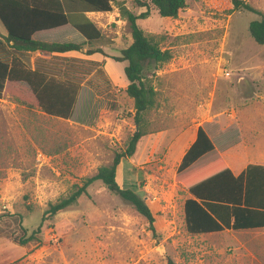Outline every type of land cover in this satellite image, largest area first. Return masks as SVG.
Segmentation results:
<instances>
[{"label": "rangeland", "instance_id": "rangeland-1", "mask_svg": "<svg viewBox=\"0 0 264 264\" xmlns=\"http://www.w3.org/2000/svg\"><path fill=\"white\" fill-rule=\"evenodd\" d=\"M186 1L187 7L175 17L152 10L137 19L145 34L160 37L171 58L150 69L156 104L144 113L149 133L116 170L118 184L136 191L150 206L155 234L128 201L97 179L87 186V194L45 222L41 245L13 241L19 225L34 229L49 202L69 194L98 166L112 162L136 129L133 100L124 90L126 62L107 56L103 64L82 55L74 72L53 74L79 85L68 118L34 113L4 93L0 264H264V228L210 233H190L185 228L183 201L189 193L178 178L177 166L197 125L210 121L225 102H233L221 82H233L238 116L264 111V44L255 42L247 28L257 14L245 9L229 12L226 0ZM246 1L264 12V0ZM108 28L110 36L99 43L108 44L104 51L118 53L131 42L128 25L117 22ZM224 69L229 76L222 74ZM239 122L241 144L249 150L233 146L239 148L235 163L246 162L250 154L264 162L262 135L255 136L256 145L251 146L252 137L246 132L256 120ZM239 141L236 137L234 145ZM229 153L234 155L233 150Z\"/></svg>", "mask_w": 264, "mask_h": 264}, {"label": "trees", "instance_id": "trees-1", "mask_svg": "<svg viewBox=\"0 0 264 264\" xmlns=\"http://www.w3.org/2000/svg\"><path fill=\"white\" fill-rule=\"evenodd\" d=\"M90 10L110 11L117 8L118 17L129 28L131 42L121 48L115 61H125L123 71L127 79L126 94L133 100L136 129L126 141L123 150L115 152L112 162L98 166L96 172L84 177L74 189L42 211L38 225L28 231L19 225V234L13 239L18 245L36 241L42 244L41 232L45 222L57 211L75 203L94 180L102 183L122 199L128 201L146 220L148 229L155 234V216L146 200L136 191L121 187L116 170L123 157L131 156L139 139L149 133L144 113L156 104V90L149 81L150 69L158 68L171 58L169 48L160 45V37L145 34L137 24L138 18L147 17L152 10L161 16L175 17L187 7L186 0H78ZM229 12L245 9L257 14L248 22V31L255 42L264 44V12L246 0H226ZM0 21L6 33L0 37V97L4 92L44 116L68 118L72 112L78 84L70 79H59L26 66L22 57L35 51L65 52L80 50L84 53L100 51L93 43L102 36L101 29L83 13H69L62 0H0ZM70 24L84 37L81 43L45 41L33 37L35 32ZM5 81H8L5 85ZM17 81L24 82L18 84ZM213 143L201 126L196 129L193 142L185 150L177 166L178 178L190 194L183 201L185 228L190 233H210L222 230H245L264 227V165L248 163L234 174L224 159L213 151ZM202 159V155L207 154ZM199 159V160H198ZM209 159V160H208ZM13 215V214H11ZM1 216V215H0ZM21 218V215H17ZM169 264H173L169 261Z\"/></svg>", "mask_w": 264, "mask_h": 264}, {"label": "crops", "instance_id": "crops-1", "mask_svg": "<svg viewBox=\"0 0 264 264\" xmlns=\"http://www.w3.org/2000/svg\"><path fill=\"white\" fill-rule=\"evenodd\" d=\"M62 4L66 12L73 13V14L83 13L87 18L93 21L98 28L101 29L102 36L100 37L98 41L94 42L92 45L93 47H99L101 50L95 51L91 54H85L84 51L86 47H88V44H84V46L81 47L80 50H70V51H65V52H52V53L42 52V51L29 52L27 54H24V56L22 57V60L24 61V63L26 64L28 68L35 69L38 72L45 73L46 75L49 76V75H53L54 73H58V72L62 73L64 71L74 72L75 71V67H74L75 61L78 62V60L81 58L82 55L88 56V58L94 61H102L103 64H105L106 61L108 60V57H111V55L118 54V53L104 51L103 50L104 47L108 46V44L99 43L102 40L103 41L107 40V38L110 36V31L108 27L111 23L117 24V22L118 23L124 22L122 19L118 17L117 8L114 5H113L112 10L104 12V11L90 10L86 4L78 0H62ZM5 33L6 31H5V28L3 27V30H0V37L4 35ZM76 36L79 39L78 41L73 40L74 37ZM33 37L36 39L45 40V41H58V42L71 41V42H76V43H81L84 41V37L80 34V32L76 30L73 26H71L70 24H64V25L57 26L54 28L40 30L38 32H35L33 34ZM100 53L102 54V56L97 57V54H100ZM7 82L8 81H5V85L7 84ZM16 83L24 84L26 86L24 82L17 81ZM221 83L225 89L229 90L228 93H226V95H231L230 100H232L233 102L230 104H228L229 102H225L227 104H225L221 108V110L218 111V113L213 115L210 121H205L197 125V127L201 126L203 128V130L205 131V133L208 135V137L213 143V147H214L213 150H216L217 155L224 159V161L227 163L232 173L234 174L240 173L243 169H245L248 163H257V164L264 165V162L259 161L260 160L259 158L261 157H255V155H252L253 156L252 157L251 154L245 157V159H247L246 162L240 163V164L235 163V160L239 159L238 151H237L239 148L237 150L236 148L235 149L233 148V146L236 147L238 145L239 146L242 145L240 147L241 149H243L244 152H247L249 150L247 149V147H245L246 146L245 144L244 145L241 144L244 140L242 138V132H241L242 128H241V124L239 120L240 121L241 120H248V121L256 120L257 124L250 122V126L252 125V128H249V130L250 129L253 130L252 134L249 133V130L246 131L248 133V136L252 137V140H250L251 142L249 143L251 146H253L254 144L256 145L255 136L262 135L261 137L263 140L260 142L264 141V133L259 131V129L263 128V125H264V111L256 112V113L242 112L241 116H238V114H236L237 111L235 110L236 107L234 106L236 104L235 103L236 101H234V99L236 98V95L233 91V87H231L233 82L230 81L229 79H226ZM4 93L0 97V106L3 100ZM260 121H263V122L259 123ZM196 129L194 131L191 141L187 144L186 148L183 150V153L195 139ZM214 137L216 139V142L214 141ZM236 137L240 138L241 141H239L237 145H234L236 144L235 143ZM223 145L226 147H223ZM230 150L234 151V155L230 156L232 154V153H229ZM253 151H257V150L255 149ZM227 154L230 157V159L233 160V164L229 163L228 159L225 156ZM207 155L208 153L202 155L199 159H202ZM235 158H238V159H235ZM252 229H257V228H252ZM245 230H248V229H245Z\"/></svg>", "mask_w": 264, "mask_h": 264}, {"label": "built area", "instance_id": "built-area-1", "mask_svg": "<svg viewBox=\"0 0 264 264\" xmlns=\"http://www.w3.org/2000/svg\"><path fill=\"white\" fill-rule=\"evenodd\" d=\"M222 74L224 76H229L230 75V71L224 69Z\"/></svg>", "mask_w": 264, "mask_h": 264}]
</instances>
